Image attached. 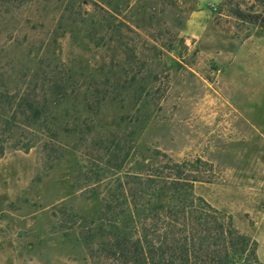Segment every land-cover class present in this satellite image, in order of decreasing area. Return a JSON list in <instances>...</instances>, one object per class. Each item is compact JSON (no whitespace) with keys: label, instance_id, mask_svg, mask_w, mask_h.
Segmentation results:
<instances>
[{"label":"rangeland","instance_id":"1","mask_svg":"<svg viewBox=\"0 0 264 264\" xmlns=\"http://www.w3.org/2000/svg\"><path fill=\"white\" fill-rule=\"evenodd\" d=\"M236 7L264 0H0V264H98L63 212L92 208L72 177L127 137L203 162L195 194L264 264V24Z\"/></svg>","mask_w":264,"mask_h":264},{"label":"trees","instance_id":"2","mask_svg":"<svg viewBox=\"0 0 264 264\" xmlns=\"http://www.w3.org/2000/svg\"><path fill=\"white\" fill-rule=\"evenodd\" d=\"M234 14L264 24V8L247 14L236 7ZM51 85L50 95L59 96L60 80ZM22 102L33 121L45 118L43 105ZM51 135L45 148L54 152L57 137ZM106 150L105 168L92 164L72 177L92 208L63 212L65 230L98 264H258L256 242L195 194L203 162L178 163L155 150L139 159L130 137L112 139Z\"/></svg>","mask_w":264,"mask_h":264},{"label":"crops","instance_id":"3","mask_svg":"<svg viewBox=\"0 0 264 264\" xmlns=\"http://www.w3.org/2000/svg\"><path fill=\"white\" fill-rule=\"evenodd\" d=\"M259 253H260V252H259ZM257 258H258V261H259L261 264H263V262H262V260H261V256H260V254H258Z\"/></svg>","mask_w":264,"mask_h":264}]
</instances>
